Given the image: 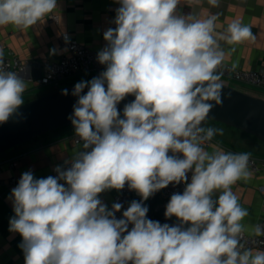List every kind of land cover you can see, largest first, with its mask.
Instances as JSON below:
<instances>
[{"label": "clouds", "instance_id": "9594fccd", "mask_svg": "<svg viewBox=\"0 0 264 264\" xmlns=\"http://www.w3.org/2000/svg\"><path fill=\"white\" fill-rule=\"evenodd\" d=\"M114 2L115 27L103 32L97 56L104 70L71 93L77 99L67 118L79 150L55 176L24 172L10 192L9 232L22 237L24 264H264V250L243 240L246 232L264 236V226L242 223L249 211L233 191L253 178L251 153L207 150L224 130L203 126L223 105L219 69L235 45L256 42L252 27L233 19L217 31L220 13L201 18L179 10L202 0ZM207 4L218 8L220 0ZM56 9L57 0H0V27L29 29ZM28 87L25 75L0 67V124L23 115ZM129 95L134 101L119 111ZM181 183L183 192L171 195L164 212L177 222L148 219L143 201ZM126 184L141 200L117 219L122 205L109 210L98 194Z\"/></svg>", "mask_w": 264, "mask_h": 264}, {"label": "crops", "instance_id": "0c3cea01", "mask_svg": "<svg viewBox=\"0 0 264 264\" xmlns=\"http://www.w3.org/2000/svg\"><path fill=\"white\" fill-rule=\"evenodd\" d=\"M57 4L58 9L53 12L59 16L57 24L48 22L46 17L44 21L29 29H17L11 25L0 27V48L27 63L40 64L45 59L59 58L65 54L59 46V37L62 32H67L78 43L92 50L101 51L105 46L103 32L109 27H115L111 21L119 5L114 0H57ZM179 10L184 14L193 11L201 18L209 13H220L217 31H223L233 19H239L251 26V31L257 37L256 42L245 41L235 45L236 51L230 57H226L224 63L236 64V68L242 70L264 69V0H220L218 8H212L207 4V0H202L200 6L190 8L181 5ZM223 46L225 50L231 47L226 44ZM53 49H56V54H52ZM75 77L66 79L63 84L68 86L87 81L84 80L85 77L74 80ZM40 88L36 82L29 79V87L23 96L24 101L27 102L48 91L46 87H44L46 90ZM203 126L224 130L223 136H215L213 138L215 143L205 147L209 151L213 145H220L244 152L240 144L245 143L252 145L251 155L264 156V142L238 129L207 120ZM72 134H74L72 125L58 128L1 153L0 163L8 160L16 162L13 168L5 164L2 176L21 177L26 171H32L37 178L51 175L56 166L65 164V161L79 150L80 145L70 139ZM13 188L0 186V264H24L23 252L18 246L22 237L18 233L9 232V220L14 216L9 199ZM115 191L116 189H110L98 194V198L108 209ZM233 191L239 198L238 202L249 211V216L245 217L242 223L255 225L261 211L264 210V171L259 174L253 173V178L247 183L238 181L233 186ZM154 196L155 208H158L162 200L160 192L152 194L148 199ZM215 198H218V194ZM133 200L140 201L141 196H134Z\"/></svg>", "mask_w": 264, "mask_h": 264}, {"label": "built area", "instance_id": "2783aa9c", "mask_svg": "<svg viewBox=\"0 0 264 264\" xmlns=\"http://www.w3.org/2000/svg\"><path fill=\"white\" fill-rule=\"evenodd\" d=\"M47 20L50 23L57 24L59 16L55 13H51ZM65 35L68 37L67 42L64 39ZM59 46L65 53L63 56L54 59H45L40 63L42 69L41 77L36 81L40 87H46L49 89L48 91L54 90L62 87V84L66 79L88 73H95V75L98 76L100 72L104 70L105 66L101 65L97 59L99 51L92 50L78 43L69 35V33H61L59 37ZM29 65L30 63H27L12 53L4 50V64L0 67H3L5 70L16 71L22 74ZM219 70L223 72V75L221 76L222 79L236 82L244 87L264 90V69H232V65L224 63ZM70 139L77 144L75 134H72ZM212 143H215L214 139L206 144L205 147H208ZM220 147L226 151L242 152L233 148L224 146ZM5 164L8 167L13 168L16 165V162L14 160H8L0 163V186L4 185L7 187H16L20 177H3V166ZM61 167H67V165L63 164ZM250 170L254 174H259L264 171V156L251 155ZM51 175H56L54 169L52 170ZM188 176V182H190L191 173H189ZM185 186V183L175 186L173 184H169L166 188L157 191L160 192L162 199L158 208L166 206L171 195L176 192L182 193ZM137 195L139 194L135 190L129 189L126 184L123 189L115 191L111 201L109 202V210L111 209L113 203H120L122 205L121 211L117 212L115 215L117 219L122 218V212L127 209L129 204L132 202L133 197ZM173 221L174 223L177 222L175 217ZM256 224L264 226V210L261 211ZM131 227L132 226L130 225L129 230ZM243 240L246 242V247L252 248L253 250H264V236H252L246 232Z\"/></svg>", "mask_w": 264, "mask_h": 264}, {"label": "water", "instance_id": "95a60500", "mask_svg": "<svg viewBox=\"0 0 264 264\" xmlns=\"http://www.w3.org/2000/svg\"><path fill=\"white\" fill-rule=\"evenodd\" d=\"M26 70L22 75L33 82L41 77L40 64L32 63ZM223 85L225 94L223 105L214 107L207 119L238 129L264 142V98ZM74 86L50 90L25 102L20 108L22 116H14L8 122L0 124V154L45 133L70 126L71 122L67 117L72 114L77 99L71 94ZM64 89L68 90V95H62ZM134 99L133 95L127 96L117 105L118 110L122 111L124 105L133 102ZM250 113H254L251 118Z\"/></svg>", "mask_w": 264, "mask_h": 264}, {"label": "rangeland", "instance_id": "374dc122", "mask_svg": "<svg viewBox=\"0 0 264 264\" xmlns=\"http://www.w3.org/2000/svg\"><path fill=\"white\" fill-rule=\"evenodd\" d=\"M85 77V78H84ZM93 77H96L95 73H88V74H83V76H76L74 78V80L76 79H81V78H84V80H91ZM221 82L225 85H228L230 87H233L237 90H240V91H243L245 93H248L250 95H253V96H256V97H260V98H264V90H260V89H254V88H248V87H244L242 86L241 84H238L236 82H232V81H228V80H225V79H222L221 78ZM66 85L62 84V87H64ZM40 90H46V88L44 87H41ZM49 90V89H48ZM207 121H211V120H208L206 119ZM255 139V138H254ZM241 149L244 150V152H249L251 153L252 151V145L249 146V145H246L245 143L243 145H241Z\"/></svg>", "mask_w": 264, "mask_h": 264}, {"label": "trees", "instance_id": "16d2710c", "mask_svg": "<svg viewBox=\"0 0 264 264\" xmlns=\"http://www.w3.org/2000/svg\"><path fill=\"white\" fill-rule=\"evenodd\" d=\"M155 203H156V197L155 196L153 198H151V199L143 201V206H146L148 208V212L146 213V217L148 219H150V220L159 221L162 224L163 223H168L170 225L174 224V221H173L174 217H172L170 219H166L165 216H164V212L166 210V206L160 207V208H155Z\"/></svg>", "mask_w": 264, "mask_h": 264}]
</instances>
